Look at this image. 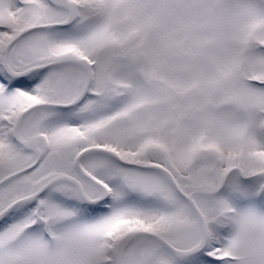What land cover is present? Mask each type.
Returning a JSON list of instances; mask_svg holds the SVG:
<instances>
[{"label":"snow or ice","instance_id":"6c2138e0","mask_svg":"<svg viewBox=\"0 0 264 264\" xmlns=\"http://www.w3.org/2000/svg\"><path fill=\"white\" fill-rule=\"evenodd\" d=\"M0 264H264V0H0Z\"/></svg>","mask_w":264,"mask_h":264}]
</instances>
